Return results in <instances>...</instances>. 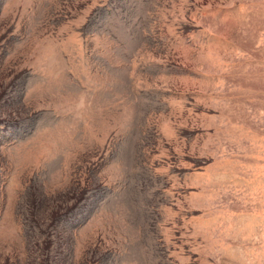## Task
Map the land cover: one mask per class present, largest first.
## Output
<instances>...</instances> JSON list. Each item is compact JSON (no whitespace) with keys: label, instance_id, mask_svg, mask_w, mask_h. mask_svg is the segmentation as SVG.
<instances>
[{"label":"rangeland","instance_id":"1","mask_svg":"<svg viewBox=\"0 0 264 264\" xmlns=\"http://www.w3.org/2000/svg\"><path fill=\"white\" fill-rule=\"evenodd\" d=\"M0 264H264V0H0Z\"/></svg>","mask_w":264,"mask_h":264}]
</instances>
